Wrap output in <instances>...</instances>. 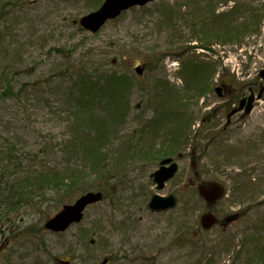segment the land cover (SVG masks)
<instances>
[{"label": "rangeland", "instance_id": "374dc122", "mask_svg": "<svg viewBox=\"0 0 264 264\" xmlns=\"http://www.w3.org/2000/svg\"><path fill=\"white\" fill-rule=\"evenodd\" d=\"M263 2L254 0L252 6ZM233 4H225V0H156L143 9L126 11L92 34L79 25L84 16L94 11H88L87 0H0V30H6L0 46L3 52L0 76L4 66H10L13 71L7 83L0 79V154L4 156L7 149L13 148L22 158L26 171L35 173L36 156L46 145L64 138L68 131L67 113L60 93L71 85L69 78H64L67 75H62L63 71L57 72L63 64H103L105 69L119 72L127 65L132 66L138 77L131 99L135 110L126 129L135 128L134 118L146 107L147 96L154 91L157 79L165 78L181 90L186 85L180 79V74L184 76L180 62L172 56L180 55L184 47L200 44L193 39L195 33L189 24L178 20L175 30L168 28L164 23L165 8L176 6L183 19L191 23V16L199 8L204 16L213 5L216 14H220L227 13ZM212 49L213 52L190 51L204 61L217 64L209 91L190 111L195 117V130L201 127L200 120L208 111L221 112L225 118L219 138H224L227 147H217L216 140L209 142L210 134H202L203 139L192 141V132H188L189 141L182 158L173 157L179 165L178 174L163 190L158 191L153 181L148 183L142 176L129 175L114 197L88 208L80 226L64 235L43 234L44 247L35 246L37 240L24 246L19 241L11 242L10 239H19L24 234L20 228L44 224L58 212L53 201L55 196L50 192L41 208L47 214L25 210L21 213L23 216L18 215H21L19 224L12 228L17 232L9 240L5 238L8 245L0 244V264H27L34 260L38 264H55L53 257L72 264H194L184 250L187 246L179 247L175 243L182 244L183 238L190 242L191 233L199 236L200 218L204 213H214L220 219L218 226L201 234L207 242L208 259H215V264L256 261L253 245H249L253 241L248 236L252 231L264 233V99L255 102L250 115L243 119L238 115L230 125L226 124V115L238 107L243 97L249 96L250 89L258 94L264 87V80L259 76L264 69V20L260 33L247 37L241 46L216 44ZM135 67L143 69L142 76H138ZM140 81L144 82L143 87ZM216 89L221 91L222 98ZM146 108L151 110L147 114L151 117L153 109ZM229 148L236 154H225ZM7 165L10 171L17 170L16 165ZM158 166L150 165L149 176ZM216 183L225 187L226 196L215 206H206L199 193ZM153 194H175L180 205L173 211L152 212L147 204ZM81 196L77 194L69 203ZM184 200L188 204L182 209ZM35 208L40 209L38 205ZM85 233L90 239L84 242V250L82 234L85 236ZM25 234L28 239H34V228L30 227ZM91 241L94 245L89 247ZM223 243L228 244L227 250L220 247ZM25 251L35 259L23 256Z\"/></svg>", "mask_w": 264, "mask_h": 264}, {"label": "trees", "instance_id": "16d2710c", "mask_svg": "<svg viewBox=\"0 0 264 264\" xmlns=\"http://www.w3.org/2000/svg\"><path fill=\"white\" fill-rule=\"evenodd\" d=\"M231 2L234 4L227 13L216 14V7L213 5L212 10H207V15L203 16L202 8H196L197 11L191 16V23L183 19L176 6L165 8L167 16L164 23L168 28L175 30L177 21H183L191 26L195 33L193 39L200 44L193 48L184 47L185 51L179 53L180 55L172 56L173 60L180 62L184 73V76L180 74V79L186 85L181 90L165 78L157 79L154 91L150 92L146 101V107L153 109V115L148 117L147 114L151 110L143 108L136 115V119L134 118L135 128L126 129L135 110L131 99L135 94L138 77L132 66L127 65L121 72L109 71L103 64L90 66L87 62L68 66L63 64L58 68L57 72L63 71L62 75H67L64 78L68 77L71 85L60 93L66 108L65 122L68 131L61 141L46 145L36 156L38 169L35 173L26 171L22 158L16 155L17 152L13 148L7 149L4 156L0 154V244L8 245L5 238L9 240L17 232L12 228L18 226L17 220L23 216V211L47 214V211L45 213L41 208L50 192L55 196L53 201L60 210L77 194L101 192L104 196L102 202L114 197L129 175L137 178L142 176L150 183V165L161 163L165 157L181 159L189 141L188 132H192V141L203 139L202 134H210L209 142L216 140L217 147H227L224 138H219L223 126L221 112L218 114L208 111L200 120L201 127L194 129L196 121L190 108L198 104L209 91V82L213 80L212 75L217 64L215 61H204L195 54H190V51L194 49L196 52H213L212 46L216 44L241 46L247 37L260 33L264 20V2L253 7L254 0H225V4ZM87 3L90 12L98 9L103 0H87ZM6 29L9 30V27L6 26ZM5 37L6 30L1 29L0 46ZM59 51L66 54L65 51ZM69 55L67 52V56ZM12 74L10 66L2 67L1 81L7 83ZM140 82L143 87L144 82ZM142 91H145V88H142ZM163 131L165 135L162 137ZM215 135L216 139L213 138ZM227 150L229 151L225 154L228 153L229 156L236 154L231 148ZM43 156H46V159H43ZM7 163L16 165L17 170L10 171ZM246 189L250 190L248 187ZM187 204L188 201L184 200L182 209ZM36 205L39 206V211L35 208ZM19 214L21 215L18 216ZM44 224L33 223L26 228H20L19 231L24 234L19 239H10L11 242L19 241V245L24 246L37 240L35 246L44 247L43 234H49ZM30 227L35 230L34 239H28L25 234ZM199 228V236H193L196 234L191 233L190 242L183 238L182 244H175L187 246L182 248H185L194 264H215V259L205 256L208 247L201 234L208 232ZM79 231L84 232L82 229ZM197 237L198 240H195ZM248 238L253 241L249 245H253V254L256 255V261L251 264H264V233L252 231ZM89 239L86 233L85 236L82 234L83 247L84 242ZM233 239L236 242L237 236ZM259 241L261 244L257 243ZM93 245L94 241H91L89 247ZM220 247L227 250L228 244L223 243ZM12 251L13 249H10V252ZM243 251L244 247L242 254ZM23 256L34 258L28 251H25ZM53 261L55 264H72L71 261H64L60 257H53ZM27 264L38 263L34 260Z\"/></svg>", "mask_w": 264, "mask_h": 264}, {"label": "water", "instance_id": "95a60500", "mask_svg": "<svg viewBox=\"0 0 264 264\" xmlns=\"http://www.w3.org/2000/svg\"><path fill=\"white\" fill-rule=\"evenodd\" d=\"M156 0H104L102 6L92 13L84 16L80 20V25L83 29L90 33H97L107 22L117 19L122 13L134 7H143L149 5ZM139 75L143 74V69L136 68ZM260 76L264 79V70L261 71ZM264 89L258 95L261 99ZM256 100L255 94L252 92L247 99H243L240 107L235 109L231 115L245 109L243 118L250 115L254 109V102ZM247 104V105H246ZM246 106V107H245ZM179 165L173 162L172 159L162 161L158 170L151 174L153 182L158 191L163 190L166 184L171 181L177 174ZM225 189L220 184H214L210 189H202L201 196L207 201L208 204H214L224 195ZM103 200L101 192H89L82 195L75 201L74 204L65 205L63 209L56 214L53 218L47 221L46 229L55 233L65 232L72 225L80 223L84 218L85 210L94 204ZM178 206V198L174 195L161 196L155 194L152 196L147 208L155 213L168 212ZM232 218L228 221L230 222ZM218 223V219L212 214H204L201 217V224L204 230H210Z\"/></svg>", "mask_w": 264, "mask_h": 264}, {"label": "flooded vegetation", "instance_id": "af4514ba", "mask_svg": "<svg viewBox=\"0 0 264 264\" xmlns=\"http://www.w3.org/2000/svg\"><path fill=\"white\" fill-rule=\"evenodd\" d=\"M250 90H253L254 93L257 94V92H256L255 89H250ZM250 90H249V91H250ZM223 97H224V95H223ZM245 97H247V96H245ZM245 97H243V98H245ZM243 98H242V99H243ZM263 99H264V96H263ZM229 112H230V111H227L228 114L226 115V118H228V115L230 114ZM238 115H240V117H241L242 114L239 113V114H237V115H234V116H232L230 119L228 118V120H229V121H232L234 118H237Z\"/></svg>", "mask_w": 264, "mask_h": 264}]
</instances>
